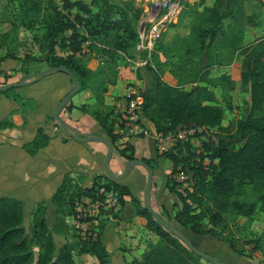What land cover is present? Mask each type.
I'll return each mask as SVG.
<instances>
[{"label":"trees","instance_id":"16d2710c","mask_svg":"<svg viewBox=\"0 0 264 264\" xmlns=\"http://www.w3.org/2000/svg\"><path fill=\"white\" fill-rule=\"evenodd\" d=\"M196 3L204 8L198 24L194 25L195 21L190 24L194 25L193 33L203 51L210 50L215 41L225 34V21H231L236 26L237 33L231 38L229 47L242 56L241 84L250 91V110L245 118L237 122L236 140L240 145L223 137L217 141L210 137L208 142H201L199 154V148L191 142L176 147L175 152L170 154L174 167L167 188L182 203V208L174 214V219L181 226L199 236L210 235L228 244L239 255H244L238 251L234 240L216 229L226 223L227 213L246 218L253 216L256 206L239 199L247 185L264 189V37L249 46H241L246 28L257 27L260 23L257 15H246L244 0H214L212 6H205V0ZM20 5L24 19L32 24L28 26L29 30L33 29V16L41 19L44 34L34 38L43 54L39 62L48 67H67L79 80L80 92H92L93 103L84 104L80 109L100 124L123 158L135 160L134 147L129 143L119 144L121 137L114 133L115 110L105 101L110 88L118 82L119 67L128 64V60L138 59L140 35L134 23L140 20L143 10L135 7L133 2L117 0H61L60 3L57 0H21ZM17 40L16 27L0 34V63L9 59L18 60L17 53L11 48ZM99 43L103 44V53L98 57L110 70L103 67L94 72L87 60L92 55V48H97ZM86 44H89L88 47H85ZM58 47L67 50L64 55L57 51ZM148 67L153 70L151 65ZM207 74L198 73L195 78L197 85L189 91L153 75V82L141 93L144 115L158 132L168 133L186 126H207L212 130L229 132L228 128H223L226 107L219 103L212 88L216 86L208 81ZM0 75L7 80L10 78L2 71ZM101 78L98 86L90 85ZM222 79L224 85L220 88L226 85L225 88L231 90L234 83L230 76ZM0 95L21 97L15 90L1 92ZM14 127L10 121L0 122V130ZM50 141V136L43 129H38L36 136L25 143L23 149L34 156ZM143 160L156 168L153 160ZM179 166L181 171L191 174L190 188L184 192L178 190L180 183L175 179L181 172ZM79 177L73 172L65 174L54 194L52 204L57 216L52 228L46 219L45 204L37 205L32 212V241L26 237L25 203L15 197L0 195V264H78L75 256L86 254L96 258L100 264H108L110 253L101 237L109 217H119L126 197L131 198L136 215L146 221L145 228L158 238L157 242L149 243L140 259H134L130 264H200L202 258L195 256L180 240L168 233L145 210L143 201L135 197L129 187L112 181L106 175H97L93 177V186L88 188L77 182ZM102 190L103 194L115 191L120 195L121 210L100 216L97 228L92 231L96 237L83 239L66 220L74 216V205L78 199L83 196L101 198ZM204 219H208L209 223L203 224ZM54 234L66 237L67 243L58 249ZM36 247L39 249L37 253Z\"/></svg>","mask_w":264,"mask_h":264},{"label":"crops","instance_id":"0c3cea01","mask_svg":"<svg viewBox=\"0 0 264 264\" xmlns=\"http://www.w3.org/2000/svg\"><path fill=\"white\" fill-rule=\"evenodd\" d=\"M194 1L196 3L199 0ZM213 3L214 0H205V6H212ZM244 9L247 16L257 15L260 22L257 28L264 29V0H244ZM251 29V27L246 28L245 37L255 35L254 29ZM91 64L89 68L93 69ZM13 68L12 66L8 69L2 68L10 78L7 80L0 76V86L21 80L22 72L15 75L12 72ZM47 68L48 66L45 65L41 70ZM131 69H135V65L120 68L119 80L114 87L110 88L106 96L105 102L108 106L113 107L119 98L130 92L139 91L134 89L133 84L140 85V81ZM72 89L73 85L69 77L60 73L15 90L16 93L21 94L20 98L0 95V122L7 120L15 125L14 128L0 130V189L2 191L0 195L20 199L25 203V207H28L26 211L31 213L38 204L44 203L47 220L49 213L57 216L56 209L54 212L50 202L52 204V198L62 184L65 174L73 172L76 176H83L85 181L81 185L88 188L93 186L94 176L105 175L103 163L108 150L106 145L98 142L82 143L65 136L53 117L55 108ZM92 97L90 90L79 92L63 110L61 117L71 127L84 134L99 135L110 140L100 124L89 113L80 109L84 104H92ZM150 127L154 129V124L152 123ZM38 129H43L50 136L51 141L46 148L32 156L23 149V145L36 136ZM120 143L131 144L135 149L136 158L155 162L151 205L162 215V209L164 207L170 209L175 202V195L167 188L164 175L159 170V155L153 139L126 137L121 138ZM126 162L127 160L114 147L111 169L121 173ZM146 182V170L135 167L120 183L129 187L133 195L142 200ZM125 201L119 217H109L101 237L110 253L108 264H130L134 259L141 258L149 243L158 240L145 228L146 221L136 215L131 198L126 197ZM129 203L133 205V209L127 212ZM54 238L58 249L67 243V238L62 235L54 234ZM79 257L82 264H100L91 255ZM253 264H260V261L253 260Z\"/></svg>","mask_w":264,"mask_h":264},{"label":"rangeland","instance_id":"374dc122","mask_svg":"<svg viewBox=\"0 0 264 264\" xmlns=\"http://www.w3.org/2000/svg\"><path fill=\"white\" fill-rule=\"evenodd\" d=\"M20 1L21 0H0V34L10 32L14 27L18 28L17 43L14 46L11 44V48L17 53L18 60L9 59L6 60V62L3 61L0 63V71L6 73L2 68L8 69L11 66L12 68L15 67L12 70L13 74L16 75L17 73L22 72L23 76L21 79H24L31 74L41 71V69L47 64L39 62V60L43 58V54L39 49L38 43L34 39L36 36L40 38L44 34L41 19L33 16V29L29 30L28 26L31 27L32 24L27 21V19H24ZM57 1L60 3L61 0ZM84 1L89 2L90 0ZM117 1L133 2L135 7L143 10L140 20L134 23L139 35H141L140 31L142 27L145 28L147 26V20H149L151 16L163 14L168 11V9H160L164 0ZM171 2L175 4L174 9L177 11L176 19L166 27L162 38L157 43V49L155 47V50L151 53L152 57L149 65L152 66L151 68L154 71H151L148 65L138 67L136 65L137 59L133 61L128 60L129 63L124 64L121 67L129 68L130 66L135 65V69H131V72L134 73L136 78L140 81V85L133 84L134 89L139 90L138 92L144 91L153 82L155 78V76H153L154 74H156L161 81L165 83L178 87L181 90L189 91L195 87V78L198 73H208V81L216 86V88H212L216 92L219 103L226 107V117L223 122V128L229 129V132L226 133L214 129L213 131H210L209 134L211 138L216 141L219 137H223L230 142L234 141L237 145H240V143L236 140L237 122L247 116L250 110L251 96L249 89L243 88L241 84L240 68L242 56L233 52V50L229 47L231 38L237 33V28L231 21H225V34L221 35L220 38L215 41L210 50L203 51L196 35L193 33L192 27L198 24L204 6L199 3H195L194 0H171ZM119 6L121 7L122 5L119 4ZM191 21L192 23L195 21V24H190ZM257 27H251L254 29L255 35L244 37L241 46H249L264 36V29L262 27ZM89 44H86L85 47H88ZM57 51L61 55H64L67 50L58 47ZM92 51L91 57L87 60L88 66L92 63L91 65L93 69H90L94 72L103 69V67H106V70H110V67L105 65V63H103V61L98 57L99 54L103 53V44L99 43L97 48H92ZM152 60H154L153 63ZM4 62L5 64L3 65ZM121 67L118 69L119 73ZM117 68L118 67H116V70ZM227 75L230 76L231 81L234 83L231 90L225 88L226 85L223 89L220 88V86L224 85L222 78ZM101 76L104 78L103 75ZM101 81L102 78L97 81H92L90 85L95 86L96 84L98 86ZM119 144H121L120 141ZM158 161L159 170L163 173L168 184L170 178L169 175L173 171L174 167L171 155L160 156ZM186 168L188 169V167ZM178 170L181 171V166H179ZM181 172L175 176L176 180ZM166 173L168 174L165 175ZM185 174L191 176L189 172ZM84 181L85 179L82 176L77 180L78 183H84ZM172 183L173 181L171 184ZM178 190L183 192L181 185L178 186ZM1 192L2 191L0 189V194ZM263 194L264 189L262 190L261 188H254L252 185H247L242 191V195L239 199L245 203H252L256 206V211L253 216L246 218L235 213H227L225 214L226 223L216 229L223 236L229 238L230 240H234L237 243L238 251L244 255H239L238 252L233 251L228 244L210 235L199 236L190 231L189 228L181 226L174 219L175 212L182 208V203L175 194H173L175 195V202L171 205L170 209L164 207L162 209V215L177 230L184 233L188 240L200 252L212 256L222 263L249 264L250 262L253 264V260H257L260 261V264H264ZM141 197L143 201V194ZM50 206L55 212V208L51 202ZM27 208L25 207L24 225L27 231L26 237L32 241L33 235L31 233V227L33 217L30 211H26ZM126 209L128 212L129 209H133V205L129 203V206ZM55 220V215L52 216L49 213L47 221L51 228L53 227ZM208 223V219L203 220V224L206 225ZM70 227L77 235H80V237L85 239L83 237L84 235H82L79 230L72 226ZM72 234L74 233L72 232ZM35 249L36 253L39 252L38 247ZM75 259L78 264H82L79 256H75ZM200 264L213 263L202 259L200 260Z\"/></svg>","mask_w":264,"mask_h":264},{"label":"built area","instance_id":"2783aa9c","mask_svg":"<svg viewBox=\"0 0 264 264\" xmlns=\"http://www.w3.org/2000/svg\"><path fill=\"white\" fill-rule=\"evenodd\" d=\"M171 0H164L160 9H168L163 14L153 15L147 20V26L140 35V43L137 46L138 59L136 65L144 67L151 63V53L155 50L158 41L166 27L174 22L177 11ZM195 86L197 84H194ZM144 97L141 92H130L119 98L114 104L115 125L114 133L121 138H152L158 155L166 156L175 152L180 144L193 143L201 151V142L204 138L210 139V131L207 126H186L175 131L163 133L158 132L150 125L152 122L145 117L143 112ZM191 176L181 172L177 177L183 192L190 188ZM104 193V190L101 191ZM75 214L68 218L66 223L84 235V238L96 237L93 229L97 228L100 216L108 212H119L121 210L120 195L115 191L103 194L101 198L83 196L74 205Z\"/></svg>","mask_w":264,"mask_h":264},{"label":"water","instance_id":"95a60500","mask_svg":"<svg viewBox=\"0 0 264 264\" xmlns=\"http://www.w3.org/2000/svg\"><path fill=\"white\" fill-rule=\"evenodd\" d=\"M143 28L140 32L143 31ZM66 74L70 81L72 82L73 89L60 101L58 106L55 108L53 117L59 124L62 129V132L65 136L69 138H73L76 141L82 143H91L98 142L103 143L107 147V154L104 159L103 167L105 171V175L110 178L112 181L121 182L126 179L132 170L135 167H142L147 172V182L143 194V207L145 210L151 214V216L172 236L180 240L195 256L206 260L207 262H211L213 264H225L216 258L209 256L205 253L200 252L189 240L188 238L179 230H177L172 224H170L159 212L153 209L151 205V190L154 184V169L149 166L144 160L136 158L135 160H127L124 170L121 173L114 172L111 167V161L114 153V146L110 140L103 136L94 135V134H84L77 129L71 127L66 121L61 117V113L66 107L69 105L70 101L76 96L81 90V84L79 80L74 76V74L64 66L60 67H48L45 70H41L34 74H31L27 78L21 79L18 82L8 83L3 86H0V93L8 90H17L23 87L29 86L31 84L37 83L44 78L56 75V74ZM203 141L208 142L207 138H204Z\"/></svg>","mask_w":264,"mask_h":264}]
</instances>
